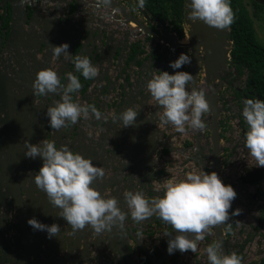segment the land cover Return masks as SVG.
Returning a JSON list of instances; mask_svg holds the SVG:
<instances>
[{
	"label": "clouds",
	"instance_id": "clouds-1",
	"mask_svg": "<svg viewBox=\"0 0 264 264\" xmlns=\"http://www.w3.org/2000/svg\"><path fill=\"white\" fill-rule=\"evenodd\" d=\"M111 4L112 0H96L94 6L98 9L108 8ZM139 6L144 7V0H139ZM189 8V20L204 22L221 30L229 28L230 34V26L235 19L230 0H191ZM52 48L55 57L63 54V58L71 60L76 72L85 79L98 76V68L88 57H72L67 43ZM191 61L192 57L182 53L170 63V67L179 69L185 64H191ZM193 79V74L187 71H177L175 74L157 71L147 82L151 99L162 106V112L157 113L160 121L181 133L186 131V126L204 131L206 125L202 117L210 111L205 90L196 87L188 89ZM81 86L80 78L72 73L68 74L66 85L61 83L57 72L51 68L37 73L32 85L35 95L59 92L61 96L47 109L51 128L60 129L69 122L74 124L81 117L89 118L90 114L96 119L101 118L102 114L95 105H81L73 101L72 94L79 92ZM138 113V110L131 107L120 113L118 117L122 127L135 125ZM242 116L248 129L245 133V147L256 161L254 165L264 167V100L246 99ZM24 145L27 157H40L43 160V166L31 177V181L45 193L50 204L59 210L57 215L66 220L73 232L91 227L99 235L111 231L117 224L122 228L129 213L137 223L155 216L170 225L176 233L174 236L173 232L164 233L170 237V254L176 250L182 253L191 250L195 253L198 250L197 242L211 234V229L230 220L229 209L237 193L215 171L209 173L192 169L182 179H170L164 185L163 194L152 199L146 198L143 192L129 191L124 197L128 209L125 212L116 198H106L93 186L94 181L103 179L105 170L96 166L91 158L72 151L66 145L58 148L54 141L47 139L36 144L25 140ZM240 211L236 209L231 215H239ZM28 224L36 230L47 231L49 238L60 234L61 227L56 223L46 225L33 217ZM206 254L209 264H242L243 260L236 252L224 254L219 242L209 244Z\"/></svg>",
	"mask_w": 264,
	"mask_h": 264
},
{
	"label": "flooded vegetation",
	"instance_id": "flooded-vegetation-1",
	"mask_svg": "<svg viewBox=\"0 0 264 264\" xmlns=\"http://www.w3.org/2000/svg\"><path fill=\"white\" fill-rule=\"evenodd\" d=\"M89 1L83 0L82 3L80 2L83 10L84 5L96 4V0ZM73 5L74 7L72 8ZM77 5V1H73L70 5L69 13L75 11L76 7L78 9ZM131 5V14L140 12L143 16L142 10L147 11L145 5L143 8L139 6V0H137L136 4ZM189 5L187 4L186 6L188 11H190ZM99 9L104 11L102 15L96 14L95 20L102 19L100 26L106 28L105 30H100V36L104 40V43L101 45L104 52L100 58L92 59L91 56L88 58L98 68L99 74H102L108 87H105L103 91L101 90L100 97L97 94V96L92 98V94L95 93L94 90L89 91V88L94 78L85 80L82 76L84 82L81 84L79 92H77L81 95L80 99L76 100L73 94L72 99L81 105H95L102 114L101 118L96 119L90 114L89 118L81 117L78 122L74 124L69 122L65 127L60 129L50 127L47 130V134H49H46L44 139L50 140L53 135V140L58 142L56 144L58 148L66 145L72 151L91 158L96 166L104 168L105 176L102 180L94 181L93 186L97 187L106 198H116L120 202L119 206L121 209L128 212L124 199L125 194L129 191L142 192V187L145 186L143 183L152 180V170L155 171V166L161 164V159L169 154V148L172 146L169 134L165 139V136L162 139H157L154 135L158 124L161 122L157 113L162 112V106L157 104H154V107L152 106L151 94L147 90V82L151 79L152 74L157 71H168L170 74H175L177 71H187L193 74L194 79L189 83L188 89L191 90L192 87L203 88L208 102H214L219 106L218 121L221 137V115L223 104L225 103V92L227 88H232L228 80L223 78V69L229 62L231 64V58L229 57L227 63H224L221 60L222 58L215 55L209 56L207 59L208 56L205 48L195 50V48H192L185 41H181L180 45H175L176 48H173V46L171 48H146L147 51H143L144 48H138L137 42L131 43L129 48H124L122 43L114 44V42L118 41V35H127L128 37L127 32H125L126 20H124V16L115 8L108 7L110 11L106 10V8ZM91 16L95 15L91 14ZM149 35L152 34L150 33ZM106 41L109 43L108 47H106ZM182 53L192 57L191 64H185L179 69L170 67V63L178 59ZM75 56L72 55L73 58ZM59 58L62 60L61 57ZM40 59L42 57L39 53V64ZM207 60L210 65H213V72H207ZM70 64L75 69V65L71 60L69 61ZM68 72L78 77L80 75V73L76 72V69L74 73L71 70ZM111 75H113V78ZM63 76H60L61 83L66 85L68 83V76ZM112 79L121 81L118 84L115 99L108 91L109 88L111 91V86L116 85L117 81ZM245 88H236L234 96L245 101L248 99L247 94H254L252 91H246ZM54 94L56 102L61 99L58 92L53 93L52 97H54ZM52 97L48 98L47 105H49ZM40 101L38 100L39 103ZM129 107L139 111L136 124L122 127L118 116ZM110 110L112 112H109ZM105 118H108V120L105 121ZM202 119L207 127L206 130L202 131V139H205L204 136L207 132L210 134L207 139L211 145V160L214 165L211 130L214 120L213 110L210 109L208 113L204 114ZM181 142L185 144L187 140H181ZM151 147H153L152 151ZM40 160V157H36L35 159L29 158L26 165L28 166L29 162L34 161V164L38 165H36V169L39 171L43 165L40 164ZM182 164L185 163L182 161ZM164 166L166 167V165ZM21 175L22 173L19 171V168L14 170L13 177H15V180L20 179L19 176ZM31 177H25V179L32 182ZM258 193L261 195L260 192ZM0 208V264H16V257L18 255L21 261H24L21 264L30 263L32 260L28 259L27 256L31 253L28 247H26L28 246L26 245L28 244L27 241L30 239H24L23 241L25 242L20 246L21 239L16 228L19 216L22 215L24 209L21 208L22 212L20 214L16 209V203H13L10 209L4 203ZM50 209L52 211L49 214L38 212L40 213L38 221L46 225L59 224L61 229L60 234L51 238H49L47 231L38 230L35 234L36 239H38L37 243L40 244L38 251L43 264H111L108 261H111L113 257H118L121 262L129 261L128 253L123 249L120 238V233L125 232L124 227L127 220H125L122 228L117 224L112 227L111 232L105 231L99 235L95 234L91 227H86L83 231L73 232L66 220L57 215L59 210L53 206ZM135 224L138 223L135 222ZM148 253L145 256V258H148L145 264H154L153 259L155 258L150 253L148 257Z\"/></svg>",
	"mask_w": 264,
	"mask_h": 264
},
{
	"label": "water",
	"instance_id": "water-1",
	"mask_svg": "<svg viewBox=\"0 0 264 264\" xmlns=\"http://www.w3.org/2000/svg\"><path fill=\"white\" fill-rule=\"evenodd\" d=\"M73 1H77L78 9L76 7L75 11L65 14L66 19L57 16L59 10L52 9L50 6L52 3H66L70 9ZM80 2L82 3L80 0H0V207L4 203L10 209L11 205L16 203V209L20 214L21 208L24 209L22 215L19 216L16 228L21 239L20 246L25 242L24 239H30L26 247L31 254L27 258L32 261L27 264H43L38 251L40 244L37 243L38 239L35 236L38 230L31 227L28 221L33 217L38 220L40 213L49 214L52 211L50 209L52 205L45 193L37 189L34 181L29 182L25 179V177L38 173V170L34 161L26 165L29 158L25 155L24 142L28 140L36 144L44 140L50 128L49 118L46 115L47 109L56 103L55 94L52 97L53 93L35 95L33 82L37 73L48 67L49 58L54 56L52 46L67 43L71 55L91 56L92 59L102 57L104 52L103 48L97 47L98 44L104 43L103 37L100 36L101 31L90 23L96 19V16L87 15L76 23L73 22L77 14L87 12L81 8ZM190 2L191 0H186L187 4ZM110 8L118 10L124 16V20L135 22L140 28L151 31L143 26L139 16L127 12L124 7H120L113 0ZM142 13L147 21H153L147 11L142 10ZM185 17H188V14L185 13ZM189 35L188 44L192 48L195 50L205 48L207 59L215 55L227 63L233 44L230 40L229 28L221 30L210 27L204 22H193ZM163 40L172 46L179 44L176 38L169 35H164ZM105 44L106 47L109 46L108 41ZM39 53L47 62V66L42 67L39 64ZM60 57L63 59V54ZM62 67L75 72L72 64L68 63ZM206 69L208 73L213 72V65H210L208 60ZM60 73L61 69L57 70L58 76ZM50 97L52 98L47 105ZM38 100H41L40 103ZM209 104L214 116L211 126L213 169L220 177L219 106L214 102H209ZM51 138L50 141L54 139L53 135ZM54 142L58 144L57 141ZM152 149L153 147L151 151ZM40 164H43L42 159ZM18 168L22 175L19 176L20 179L15 180L13 172ZM263 179L264 167H253L241 177L242 183L249 185L257 184ZM215 241L222 246L223 253L228 254L222 225L215 228ZM164 259L165 253L158 261L153 259V262L162 264ZM16 260V264L24 262L21 261L19 255Z\"/></svg>",
	"mask_w": 264,
	"mask_h": 264
},
{
	"label": "rangeland",
	"instance_id": "rangeland-1",
	"mask_svg": "<svg viewBox=\"0 0 264 264\" xmlns=\"http://www.w3.org/2000/svg\"><path fill=\"white\" fill-rule=\"evenodd\" d=\"M246 1L252 15H255L256 38L264 45V5H262L264 0H256L257 5H254L253 0ZM117 2H119L120 6L130 8L131 4H136L137 0H117ZM185 13H189L188 8H185ZM135 14L139 16L143 26L149 28L151 32L148 33L146 29L140 28L136 23L131 22L130 24L136 27L133 29L128 26L127 22L125 32H127L128 37L127 35H118V41L114 42V44L122 43L124 48H129L131 43L137 42L141 48H144L143 51H147L148 48H171L172 45L163 40L164 35L176 38L179 43L180 41H185L187 38L190 39L189 34L192 30L193 21L189 20L188 17L184 19L185 36L180 38L174 32L156 24L155 21L152 23L147 22L140 12ZM169 27H171L170 24ZM150 33L152 35H149ZM186 43H189V41ZM101 45L98 44L97 47L100 49L103 47ZM173 48H176V46H173ZM63 63L68 64L69 62ZM247 74V70L242 74L236 71L230 62L223 69V78L228 80L232 88H227L225 92V103L223 104L221 115L220 178L225 184L232 185L237 195L229 209L230 220L223 224L222 227L228 255L236 252L243 258L242 264H264V180L255 185L243 184L241 181V177L248 170L253 167H260L254 165L256 161L250 156L245 147V133L248 129L242 116L244 100L234 96L236 88H245ZM111 77L113 78V75ZM116 90L117 86L111 88L114 99ZM73 95H75L76 100L80 99L81 95L79 93H73ZM151 102L154 107L156 103L153 100ZM109 112H112V110ZM107 120L108 118H105V121ZM194 131L197 130H192L186 126V131L181 133L171 125L162 122L158 124L156 133H154L155 138L162 139L165 136V139L169 134L172 146L169 148V154L161 159V164L155 166V171L152 170V180L143 183L145 186L142 187V192L146 198L152 199L158 195H162L166 182L170 179H182L192 169L212 172L211 145L207 139L210 134L207 132L203 140L202 132ZM181 140H187V143L182 144ZM182 161L185 164H182ZM160 168L162 169L160 170ZM258 192L262 194L259 195ZM236 209L241 210L240 214L231 215ZM126 220L125 232L120 233L121 235L124 234L123 236L120 235V238L123 249L128 253L129 261L121 262L118 257H113L108 263L145 264L148 261V258H145V256L149 252L155 260H159V257L165 253L163 264H209L206 247L209 244L216 243L215 228L211 229V234L206 235L204 240L197 242V252L194 253L189 250L182 253L176 250L170 254L168 252L170 237L164 235L165 232H173V236L176 234L170 225L155 216L149 220L135 224L131 219L130 213Z\"/></svg>",
	"mask_w": 264,
	"mask_h": 264
},
{
	"label": "trees",
	"instance_id": "trees-1",
	"mask_svg": "<svg viewBox=\"0 0 264 264\" xmlns=\"http://www.w3.org/2000/svg\"><path fill=\"white\" fill-rule=\"evenodd\" d=\"M253 3L255 5L256 0ZM230 4L235 13L229 34L233 43L230 52L231 64L241 74L248 71L245 89L254 93L247 94L248 98L259 97L264 100V45L256 38L255 15H252L246 0H230ZM144 5L156 24L174 32L180 38L185 36L186 0H144ZM137 45L138 48L141 47L139 43ZM79 78L82 84L84 79L81 75Z\"/></svg>",
	"mask_w": 264,
	"mask_h": 264
},
{
	"label": "crops",
	"instance_id": "crops-1",
	"mask_svg": "<svg viewBox=\"0 0 264 264\" xmlns=\"http://www.w3.org/2000/svg\"><path fill=\"white\" fill-rule=\"evenodd\" d=\"M43 1H45V0H43ZM113 1L120 6V4H119V2H117V0H113ZM88 2H90V1L88 0ZM50 6H51L52 9H58L59 10V14L57 16H60L62 19H66L67 18V15H65V14H68V12H69V10H68L69 9L68 4H66V3L53 4L52 3ZM120 7H123V6H120ZM125 9H126L127 12H130V8L129 7L128 8H125ZM84 10H86L87 12H81V13L77 14L75 16V18H73V22L76 23V21H79L81 18H85L87 15L88 16H91V14L92 15H95V16H96V14L97 15L98 14L99 15H102V12L104 11V10H101V9L96 8L92 4L84 5ZM106 10H108V8H106ZM108 11H110V9ZM101 18H103V16H101ZM101 20L102 19H100V20H93L90 23L95 28H98L100 30H105L106 29L105 27L100 26L101 25ZM105 21H107V20H105ZM127 22H128V26L132 27L133 29L136 28L135 26H133V25L130 24L131 22L126 21V23ZM62 61L66 63V62H69L70 60H65V59L64 60L63 59L61 60L60 58H57V57L53 56V57L49 58L48 67H50L51 69H54L55 71L61 69L60 76L62 77L64 75V76L67 77L68 74H69V72L67 70V67H65V68L62 67V66H65V64ZM40 64H41L42 67L47 66L46 65L47 62L43 58L40 59ZM48 67H45L44 69H47ZM112 80H115V79H112ZM104 81L105 80L103 79L102 74H99V72H98V76L94 78L93 82L91 83V87L89 88V91H93L94 90V93L95 94H100L101 93V90L103 91L105 89V87H108L107 86V82L106 81L104 82ZM115 81H117L115 86H117V90H118V84L121 83V81L120 80H115ZM95 86H96V88L94 89ZM111 87H113V86H111ZM108 91L112 95V93L110 91V88L108 89ZM92 95H93L92 98H94L95 96H97V95H94V94H92Z\"/></svg>",
	"mask_w": 264,
	"mask_h": 264
},
{
	"label": "bare ground",
	"instance_id": "bare-ground-1",
	"mask_svg": "<svg viewBox=\"0 0 264 264\" xmlns=\"http://www.w3.org/2000/svg\"><path fill=\"white\" fill-rule=\"evenodd\" d=\"M134 26V25H133ZM218 31V30H217ZM189 41V39L187 38V39H185V42H188Z\"/></svg>",
	"mask_w": 264,
	"mask_h": 264
}]
</instances>
